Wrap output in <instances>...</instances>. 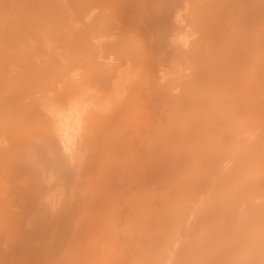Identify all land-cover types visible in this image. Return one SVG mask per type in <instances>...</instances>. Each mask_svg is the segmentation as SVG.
<instances>
[{
	"label": "bare ground",
	"instance_id": "bare-ground-1",
	"mask_svg": "<svg viewBox=\"0 0 264 264\" xmlns=\"http://www.w3.org/2000/svg\"><path fill=\"white\" fill-rule=\"evenodd\" d=\"M136 1L0 0V264H264V0Z\"/></svg>",
	"mask_w": 264,
	"mask_h": 264
},
{
	"label": "rangeland",
	"instance_id": "rangeland-1",
	"mask_svg": "<svg viewBox=\"0 0 264 264\" xmlns=\"http://www.w3.org/2000/svg\"><path fill=\"white\" fill-rule=\"evenodd\" d=\"M171 1L172 0H154V1H151V2L147 3V7H148L147 10H148V12H150L152 10H155L156 8H158L161 5L162 7L166 6L169 9L168 11L172 12V8L171 7L173 6L174 10H175L176 7L174 6L173 3H171ZM252 1H254V0H252ZM121 2H124V0H117V2H115L114 4H111L109 9H108L107 18L111 19L112 23H114L116 21V18L119 17L118 4L121 3ZM175 2L177 3L176 0H175ZM254 3H257V1H255ZM134 4L136 6H138V7L140 6V8H142L144 6V3H143L142 0H138V1L134 2ZM182 13H183V11H179L176 14H171V17L169 18L170 20L168 19L167 22L165 23V25H161L157 30H155L154 33H152V35H148V34L141 35V36L136 35L133 32L132 28H129V27H126V29H124L123 33L126 35V37H133L135 39L142 40L144 42L146 48L147 47H154L157 50L156 52H157L158 59L162 62L163 65L167 66V65H169V62H170V60L172 58V55H171L170 52H165L164 47H165L166 43L171 39V37L177 36L178 32L175 30V28H176L175 16L177 14H182ZM136 15L137 14H134L133 17H132V21H133L134 24H137V22L139 23V21H140L139 19L141 18V14L137 15V16ZM140 24L141 23H139L138 25H140ZM138 25H136V26L138 27ZM158 46H160V47H158ZM23 178L24 177H22V179ZM68 192L71 193L73 191H68ZM47 233L49 234L48 231L47 232L44 231V232H40V234H39V239H42V240L46 239L45 242H44L45 245L44 246L41 245L44 249L42 247H39L40 248L39 250H40V253H41L39 255H42L40 257L39 263H41L42 260H43L44 264L45 263L48 264L47 262L44 261V259H47V254L49 252L48 249L46 251V247L50 246L49 244H51L50 237L48 236ZM47 241H48V243H47ZM41 248L43 250H45V251L41 252V251H43ZM57 255H59V254H57Z\"/></svg>",
	"mask_w": 264,
	"mask_h": 264
}]
</instances>
